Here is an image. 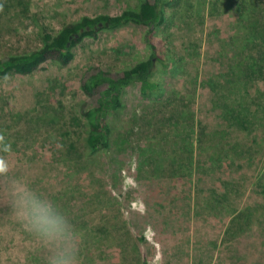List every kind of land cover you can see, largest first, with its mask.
Listing matches in <instances>:
<instances>
[{"label": "rangeland", "instance_id": "374dc122", "mask_svg": "<svg viewBox=\"0 0 264 264\" xmlns=\"http://www.w3.org/2000/svg\"><path fill=\"white\" fill-rule=\"evenodd\" d=\"M167 2V22L154 35L166 63L155 74L161 92L144 97L140 83L125 90L123 107L110 116L109 149L87 147L85 74L91 66L127 70L152 56L145 27L85 38L66 67L50 61L28 76L0 77V159L15 178L73 210L80 264H264V120L243 131L223 108L230 66L239 48L251 47L243 34L233 41L241 7L255 6L248 17L264 22V0ZM139 4L0 0V57L42 48L44 29L55 35L84 17L118 16ZM248 86L252 102L236 89L231 98L244 97L255 110L264 83ZM46 258L0 182V264Z\"/></svg>", "mask_w": 264, "mask_h": 264}, {"label": "trees", "instance_id": "16d2710c", "mask_svg": "<svg viewBox=\"0 0 264 264\" xmlns=\"http://www.w3.org/2000/svg\"><path fill=\"white\" fill-rule=\"evenodd\" d=\"M139 2L137 8H129L118 16L84 17L77 23L64 26L55 35L44 29L42 48L23 55L0 57V77L28 76L39 71L45 63L50 61L64 67L68 66L75 58L74 47L87 37H96L102 30H115L127 26L146 28L144 40L148 47L154 51L152 56L127 70L111 72L105 71L100 66H91L85 74L83 91L87 100L83 104L81 112L90 121L87 147L92 153L110 148L112 135L110 116L123 107V94L128 87L140 83L141 93L144 97L156 95L162 89L160 82L155 79V74L158 65L166 63L162 57L156 55L158 48L154 35L167 22L166 6L168 2L167 0H139ZM244 4L241 7V15L233 41L238 43V39L243 34L246 44L251 47L239 48L237 64L230 66L227 81L229 85L227 84L226 88L229 89V93L224 100L223 108L225 120L240 130L248 131L247 124L253 125L257 121L264 120V101L257 103V108L254 110L252 103H245L244 97H242L243 103H241L238 99H232L231 96L238 93L241 97L243 93H246L252 102L253 98L249 93L248 84L256 80H261L264 83V22L259 21V17H248V14L253 16L257 14L258 9L255 6L249 7L246 3ZM20 5L24 6L25 11H29L28 5H24L22 2ZM245 29L246 31H244ZM212 88L217 91L214 83ZM233 89H236L237 93ZM224 96L225 94H219L216 105L223 101ZM257 98L264 99V90L257 93ZM194 150L192 144L189 150L191 155L189 165L193 164ZM57 205L71 217L73 210L66 209L69 208L68 205L62 206L59 203Z\"/></svg>", "mask_w": 264, "mask_h": 264}, {"label": "clouds", "instance_id": "9594fccd", "mask_svg": "<svg viewBox=\"0 0 264 264\" xmlns=\"http://www.w3.org/2000/svg\"><path fill=\"white\" fill-rule=\"evenodd\" d=\"M4 151L10 152L11 145ZM0 182L14 215L47 252L45 264H80V233L68 214L36 187L15 178L6 159H0Z\"/></svg>", "mask_w": 264, "mask_h": 264}]
</instances>
